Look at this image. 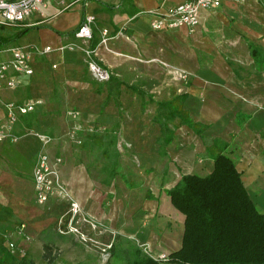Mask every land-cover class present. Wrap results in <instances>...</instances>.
<instances>
[{
	"label": "crops",
	"instance_id": "1",
	"mask_svg": "<svg viewBox=\"0 0 264 264\" xmlns=\"http://www.w3.org/2000/svg\"><path fill=\"white\" fill-rule=\"evenodd\" d=\"M183 1L53 0L43 15H33L19 26L0 28V35L18 32L15 41L5 44L53 48L45 56L33 57V75L19 77L14 90L0 92L3 101H41L34 112L18 119L13 129L19 137L17 142L5 141L0 146V182L14 180L11 171L30 177V193L35 199L31 175L41 146L37 139L26 137L27 131L57 133L58 129H50L44 119L57 117L63 103L68 107L78 105L86 92L88 109L82 110L80 118L88 122V128L95 120L108 124V119H118L119 109L115 108L113 117L110 108L113 110L114 102H123L127 88L134 94L142 91L155 105L176 100L198 125L197 132L178 126L187 129L176 136L181 151L172 159L181 172L170 169L168 181L177 177L178 182L184 175L195 174L196 159L201 158L198 154L221 140L228 145L230 157H238L235 164L245 188L264 213V0H224L219 9L200 13V23L193 33L185 28L151 29L148 11ZM85 17L94 19L88 41L92 59L110 74L105 91L100 93L89 77L86 84L79 54L57 50L77 42L73 33ZM100 98L106 106L97 108L95 100ZM4 121L0 106V123ZM108 128L103 127L107 132ZM64 143L60 175L71 198L85 213L105 221L113 236L133 240L158 255L181 247L184 216L166 194L175 185L166 188L163 196L152 193L141 198L135 192L138 187L125 183L132 194L125 197L123 191L96 182L83 164L76 163ZM173 143L171 140L170 146ZM50 148L49 154L57 156L50 153ZM203 162L198 170H207L206 176L213 170V161L205 158ZM15 205L19 206L17 201Z\"/></svg>",
	"mask_w": 264,
	"mask_h": 264
},
{
	"label": "rangeland",
	"instance_id": "2",
	"mask_svg": "<svg viewBox=\"0 0 264 264\" xmlns=\"http://www.w3.org/2000/svg\"><path fill=\"white\" fill-rule=\"evenodd\" d=\"M17 33L12 36L0 35V38L9 43L15 41ZM71 44L79 54L86 84L89 77L98 93L105 91L104 84L108 80L99 81L90 73L88 61L93 60L92 56L89 58L81 50H88V41L84 43L77 40ZM74 51L66 49L61 52ZM123 98V102H114L113 110L110 108L113 117L115 108L119 109L118 119H108L109 123L103 125L95 120L88 128V122L80 118L82 110L88 109L86 92L79 98L81 103L78 105L76 103V106L68 107L63 103L62 112L57 117L44 119V124L50 129H58L57 133H37L51 138L46 150L51 147L50 153L57 156H60L66 142L67 151L76 163L83 164L88 174L101 185L113 186L115 190L123 191L124 195H132L125 187V183H128L129 186L138 187L135 192L141 198L152 193L157 197L163 196L166 188L173 187L178 180L177 177L172 181L167 180L169 170L176 174L181 172L172 159L181 151L176 136L181 135L182 129L186 132L187 129L178 127V120L170 121L168 124L173 130L174 143L173 146L167 145L165 154H162L163 148L160 149V144L156 142L160 137V128L154 122L155 103L145 95L134 94L127 88L124 89ZM95 106L99 108L106 106V103L100 98L95 100ZM106 126L109 127L108 132L103 129ZM35 133L27 131L26 137L37 139ZM198 155L201 158L196 159L197 170L192 173L203 176L207 170L199 171L198 168L209 157L206 151ZM234 161L236 164L239 162L236 154ZM11 173L14 174V180L0 182V208L7 209L0 212V237L3 247L7 240L15 244L17 250L11 254L14 257H24L34 264H126L135 247L150 257L163 255L148 251L122 236L117 239V235L113 236L109 232L105 221L91 218L78 204L79 211L75 215L69 213L66 201L50 200L45 205H39L30 193V177L24 178L15 171ZM15 200L19 206L15 205ZM21 225H25V229L20 234ZM46 256L53 261L50 263Z\"/></svg>",
	"mask_w": 264,
	"mask_h": 264
},
{
	"label": "trees",
	"instance_id": "3",
	"mask_svg": "<svg viewBox=\"0 0 264 264\" xmlns=\"http://www.w3.org/2000/svg\"><path fill=\"white\" fill-rule=\"evenodd\" d=\"M5 43L8 41L0 38V44ZM156 105L154 121L160 128L157 142L165 154L173 137L170 121L178 120V126H188L195 132L198 125L176 100ZM206 152L213 161L211 173L184 175L166 191L172 206L184 216L181 247L166 255L164 261L135 247L126 264H264V213L249 196L228 145L216 140ZM6 210L0 208V212ZM2 242L0 237V264H34L11 255ZM48 256L45 258L51 263L53 259Z\"/></svg>",
	"mask_w": 264,
	"mask_h": 264
},
{
	"label": "built area",
	"instance_id": "4",
	"mask_svg": "<svg viewBox=\"0 0 264 264\" xmlns=\"http://www.w3.org/2000/svg\"><path fill=\"white\" fill-rule=\"evenodd\" d=\"M53 0H0V28L15 27L23 24L33 15H43L48 4ZM224 0H184L182 3L168 7H158L148 11L152 17L150 27L154 31L176 30L185 28L193 33L200 23L202 11L219 9ZM237 3L246 0H230ZM93 17H85L78 29L73 33L76 40L87 42L92 38L91 24ZM104 38L107 33H103ZM74 51L73 44L63 45L59 48ZM89 58L92 50L81 49ZM53 51L50 46L38 47L30 44H0V92L3 90H14L19 77H30L33 75L32 60L34 56H45ZM90 73L99 81H107L110 75L96 62L88 61ZM41 101L35 100L25 103L3 101L0 97V106L4 110L5 121L0 123V146L5 142L16 143L19 139L13 133L18 119L35 111ZM34 136L40 142L41 150L37 154L32 169V184L35 201L39 205H45L52 199L66 201L69 204V213L77 214L79 207L71 198L65 183L60 175V167L63 160L60 156H51L46 150L51 138L35 133ZM25 225H21L18 233H23ZM5 248L10 254L17 250L15 244L9 240L5 242ZM152 257V256H151ZM158 261H164L165 255L152 257Z\"/></svg>",
	"mask_w": 264,
	"mask_h": 264
}]
</instances>
